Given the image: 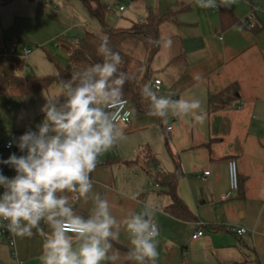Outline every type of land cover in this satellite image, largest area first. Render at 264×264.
<instances>
[{"label":"crops","instance_id":"0c3cea01","mask_svg":"<svg viewBox=\"0 0 264 264\" xmlns=\"http://www.w3.org/2000/svg\"><path fill=\"white\" fill-rule=\"evenodd\" d=\"M146 1L142 16L131 12L128 25L120 26L119 21L115 28H128L151 13L166 15L159 33L161 40L171 39L172 44L159 46L149 85L158 79L162 83L158 95L198 99L204 119L196 122L191 116L180 120L171 115L161 119L133 111L131 124L117 125L126 139L98 157L88 199H79L74 206L87 216L92 197L99 194L120 221L143 211L147 201L156 209V264H264V0H217L215 9L201 8L197 0ZM223 7L238 20L227 30L220 20ZM88 13L89 26L81 36L100 29ZM61 37L66 43L76 38ZM195 74L200 75L199 82L193 80ZM235 86L237 92L225 107L209 111L211 98ZM60 89L54 84L22 98L12 96L18 110L5 128L11 131L0 134V146L12 139L13 147L0 150L3 159L12 153L22 155L16 138L35 130L43 120L41 106L58 96ZM37 117L42 119L34 124ZM170 126L172 131L167 132ZM231 159L237 162L240 188L229 200H222L229 189ZM175 160L181 176L174 193L189 210L186 217L169 210L174 205L172 190L161 182L176 172ZM5 167L9 177L15 175ZM133 194L138 195L130 199ZM233 228L247 232L238 235ZM200 229L203 236L194 240ZM33 231L30 238L12 235L14 245L7 236L0 240V264H42L43 238ZM113 246L121 255L117 264H131L124 259L129 241L123 228Z\"/></svg>","mask_w":264,"mask_h":264},{"label":"clouds","instance_id":"9594fccd","mask_svg":"<svg viewBox=\"0 0 264 264\" xmlns=\"http://www.w3.org/2000/svg\"><path fill=\"white\" fill-rule=\"evenodd\" d=\"M197 2L204 9L217 8V0ZM149 42L164 48L172 44L171 39L149 38ZM96 51L102 62L86 66L63 82L58 96L41 106L43 120L35 130L16 138L22 155L12 153L0 159V165L15 172L8 177L0 171V224L15 237L30 238L35 230L43 238L42 264H117L121 255L113 244L119 242L121 228L129 241L124 259L131 264H156L159 230L156 209L147 201L143 211L120 221L99 194L92 197L87 216L74 206L75 201L88 199L93 188L90 174L98 157L126 139L117 126L121 115H127L122 88L128 77L120 71V53L112 50L107 37ZM193 80L199 82L200 75ZM157 92L147 83L141 89V96L150 101L149 115L203 121L198 99H172Z\"/></svg>","mask_w":264,"mask_h":264},{"label":"trees","instance_id":"16d2710c","mask_svg":"<svg viewBox=\"0 0 264 264\" xmlns=\"http://www.w3.org/2000/svg\"><path fill=\"white\" fill-rule=\"evenodd\" d=\"M78 1L96 18L100 29L97 31H86L81 37H76L77 44L74 54L69 56L65 66L57 65L58 72L56 75L27 77L24 74L27 66L24 59L19 57L0 58V96L22 98L29 94L47 90L54 84L61 86L63 82L70 80L75 72L82 70L88 65L102 62V57L97 55L96 49L100 40L107 37L112 50L120 53L122 60L119 66L120 71L126 73L128 77L122 88L123 98L129 101L132 111L149 113L151 110L150 101L141 96V89L144 84H150L151 82V63L159 50V46L150 43L149 38L152 40L161 39L159 27L166 15L159 16L151 13L141 23H132L128 28H115L109 26L106 22L108 7L105 4L97 0ZM220 20L223 30L229 29L238 22L234 15L224 7L220 12ZM133 41L139 42L145 50L144 63L136 71L132 69V64L135 61L134 56L122 48V44ZM50 60L54 61L53 58H50ZM236 92L237 87L235 86L230 91L211 98L209 111L225 107L231 98L235 96ZM41 119L42 117H37L33 121L34 124ZM175 163L176 172L171 176L164 177L161 182L167 184L172 190L174 205L169 210L176 214L177 217H186L189 214V210L174 193L177 179L181 176L179 164L176 160Z\"/></svg>","mask_w":264,"mask_h":264},{"label":"rangeland","instance_id":"374dc122","mask_svg":"<svg viewBox=\"0 0 264 264\" xmlns=\"http://www.w3.org/2000/svg\"><path fill=\"white\" fill-rule=\"evenodd\" d=\"M102 2L108 7L106 22L111 27H116L119 21L122 22L120 26H127L128 14L136 12L142 16L141 8L147 3L146 0ZM74 3L72 0H0V49L12 42L31 49V54L26 58L29 70L25 71V76L56 75L57 65L67 64L70 44L60 37H80L83 28L89 26L85 17V13L89 15L87 9L78 0H74ZM120 7H125L126 12L120 13ZM59 41L63 43L62 47L56 45ZM122 48L134 56L133 70L136 71L143 65L145 50L139 42H126L122 44ZM17 55L22 57L20 48ZM13 99L16 97L0 96V124L4 125V128H0V134L11 131L5 128L18 110Z\"/></svg>","mask_w":264,"mask_h":264},{"label":"built area","instance_id":"2783aa9c","mask_svg":"<svg viewBox=\"0 0 264 264\" xmlns=\"http://www.w3.org/2000/svg\"><path fill=\"white\" fill-rule=\"evenodd\" d=\"M97 1H101V0H97ZM119 11L122 13L125 11V7H120ZM139 23L143 22L142 19H140L138 21ZM68 44H70L69 48H68V54L69 56L74 54L75 51V46L77 44V39L74 38L72 39L70 42H68ZM57 46L62 47L63 43L61 41L56 43ZM21 49L22 52V58L24 60H26V58L31 54V49L26 47V46H21L19 43L17 42H12L10 43L8 46H4V48L0 49V58L2 57H18L17 55V50ZM28 71L29 68L26 66L25 67V71ZM161 81L158 79H155L154 82L151 84V87L154 91H157V93H160L161 90ZM176 99V98H174ZM125 111L127 112V115H121V117L117 120V125H129L132 122V117H133V111L131 110L130 106H129V101L126 100V105H125ZM167 132H171L172 131V127H167L166 129ZM11 145V146H9ZM13 147V140L12 139H7L2 146H0V150L4 149V150H10ZM0 159H3L2 154L0 152ZM0 171L3 172V174L5 176H8L7 173V169L5 167V165H0ZM228 172H229V189L228 191L223 195L222 200H229L233 194H235L236 192L239 191L240 188V178H239V172H238V167H237V162L234 159H231L228 161ZM205 175H208V173H205ZM233 232H235L238 235H243L245 234L247 231L244 228H233L232 229ZM204 234V230L200 229L199 231H197L194 235H193V239L196 240L200 237H202ZM5 236L8 237V241L10 242L11 245H14V239L12 237V234L9 233L6 228H4L2 226V224H0V240H2Z\"/></svg>","mask_w":264,"mask_h":264}]
</instances>
